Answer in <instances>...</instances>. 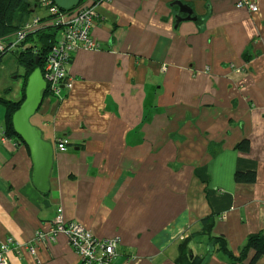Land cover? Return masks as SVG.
Listing matches in <instances>:
<instances>
[{
	"label": "crops",
	"instance_id": "0c3cea01",
	"mask_svg": "<svg viewBox=\"0 0 264 264\" xmlns=\"http://www.w3.org/2000/svg\"><path fill=\"white\" fill-rule=\"evenodd\" d=\"M250 1L255 12L237 0L100 3L90 29L97 48L72 55L71 89L45 92L30 120L53 147L46 192L33 185L28 148L4 134L0 106L9 264L79 263L64 234L49 240L57 215L118 239L110 264H186L185 249L203 264L249 263L252 252L235 257L264 233V0ZM7 55L0 77L17 64ZM21 76L0 97L19 101ZM248 173L254 181L235 180ZM208 217L210 233L200 224Z\"/></svg>",
	"mask_w": 264,
	"mask_h": 264
},
{
	"label": "built area",
	"instance_id": "2783aa9c",
	"mask_svg": "<svg viewBox=\"0 0 264 264\" xmlns=\"http://www.w3.org/2000/svg\"><path fill=\"white\" fill-rule=\"evenodd\" d=\"M103 1L105 0H84L76 8L62 11L56 7L53 0H38L37 5L40 10L45 11V15L43 17L34 15L13 35L0 38V55H7L20 49L26 37L38 30L57 27L58 36L45 59L42 76L46 82L47 94L58 96L61 88L71 89L72 81L68 76L67 66L72 55L79 49L97 48V44L90 36V29L96 22V8ZM236 7H245L250 12L257 10L250 0H237ZM57 148L59 151L66 149L62 142L57 144ZM52 224L53 230L49 240H53L58 233L64 234L79 258L78 264H110L117 256L119 240L116 238L99 240L78 223L65 222L61 215H57ZM44 238L46 236L38 234L36 240ZM12 245L14 239L11 236L0 243V264H9L6 253ZM34 246L33 243L26 246L27 252L31 255H35Z\"/></svg>",
	"mask_w": 264,
	"mask_h": 264
},
{
	"label": "trees",
	"instance_id": "16d2710c",
	"mask_svg": "<svg viewBox=\"0 0 264 264\" xmlns=\"http://www.w3.org/2000/svg\"><path fill=\"white\" fill-rule=\"evenodd\" d=\"M84 0H81L82 3ZM39 9L35 0H0V38L13 35L17 30L28 22L31 17L36 14ZM59 29L57 27H45L38 30L34 34H30L23 41L20 49L11 52L12 58L16 63L23 67L24 73L21 76L23 83L21 87L20 100L10 101L0 97V106L4 110L3 132L7 137H13L17 143L22 144V140L14 133L12 128V115L17 111L24 100V92L28 76L36 69L43 70V65L52 45L55 43ZM27 47H24V46ZM23 47V50L21 48ZM6 54L0 55V64ZM37 60V62H36ZM235 180L238 182H252L254 175L252 174H237ZM210 218H205L200 221L201 231L207 229ZM210 233V227L207 229ZM220 239L221 251L234 260L232 252L229 250L226 241ZM186 264H203L202 260L197 257H190L189 251L185 249ZM252 252V257L248 264H256V262L264 258V233L252 234L247 237L246 242L239 250V257L235 259L241 263ZM184 257V258H185Z\"/></svg>",
	"mask_w": 264,
	"mask_h": 264
},
{
	"label": "water",
	"instance_id": "95a60500",
	"mask_svg": "<svg viewBox=\"0 0 264 264\" xmlns=\"http://www.w3.org/2000/svg\"><path fill=\"white\" fill-rule=\"evenodd\" d=\"M36 2L38 0H35ZM81 0H53L57 8L70 11L76 8ZM182 12L190 14L187 8L180 5ZM37 62V60H36ZM46 82L40 68H36L27 78L24 100L12 115L14 133L28 148L32 162V182L40 192L48 191V179L53 161L52 145L42 139L41 132L34 127L30 120L40 106L46 92ZM192 257V252H189Z\"/></svg>",
	"mask_w": 264,
	"mask_h": 264
},
{
	"label": "rangeland",
	"instance_id": "374dc122",
	"mask_svg": "<svg viewBox=\"0 0 264 264\" xmlns=\"http://www.w3.org/2000/svg\"><path fill=\"white\" fill-rule=\"evenodd\" d=\"M38 12L39 14L45 15V11L38 10ZM10 56H12V54H10ZM23 72V67L18 66L17 64L8 65L5 68L3 67L2 75L0 77V93H7V90L15 92L16 89L20 87L21 83L18 81V79L23 74ZM8 98L12 99L11 96H8Z\"/></svg>",
	"mask_w": 264,
	"mask_h": 264
},
{
	"label": "bare ground",
	"instance_id": "6f19581e",
	"mask_svg": "<svg viewBox=\"0 0 264 264\" xmlns=\"http://www.w3.org/2000/svg\"><path fill=\"white\" fill-rule=\"evenodd\" d=\"M58 149V148H57Z\"/></svg>",
	"mask_w": 264,
	"mask_h": 264
}]
</instances>
